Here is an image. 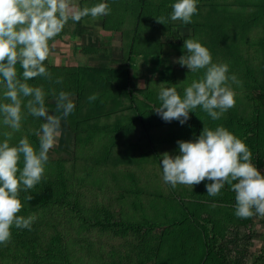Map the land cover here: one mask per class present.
<instances>
[{
  "label": "rangeland",
  "instance_id": "374dc122",
  "mask_svg": "<svg viewBox=\"0 0 264 264\" xmlns=\"http://www.w3.org/2000/svg\"><path fill=\"white\" fill-rule=\"evenodd\" d=\"M81 1L84 0H72L76 5ZM214 1L197 0L198 14L201 11L205 15H220L217 11L224 13L223 9H230L229 6L239 2ZM128 2L131 4L132 0ZM137 2L139 5L142 3L141 0ZM175 2L166 0V5L171 6ZM150 4L147 1L146 7ZM120 6V12L127 15L129 8ZM133 6V11L138 12V8ZM261 7L264 13V4ZM133 11L131 9V13L136 14ZM156 14L158 18L162 16ZM133 18L130 25L135 26L134 32L125 43L118 33L103 32L102 17L93 19L91 16L83 21L87 30L82 35L76 34L80 22L70 19L54 41H49L50 55L44 63L50 73V69L76 70L85 64L94 65V62L104 70L125 71L129 56L133 57L135 67L124 96L117 99L107 90L91 92V95H99L97 100L90 102L87 96L90 93H87L84 98L90 112L84 116L82 111L86 107L77 106L79 97L74 94L76 107L70 114L74 128L70 129L62 120V135L49 151L44 177L32 189L50 187L52 200L45 205L30 206L23 198L29 196L32 190L20 193L24 207L18 215L27 217L34 213L37 219L31 230L11 229V242L6 246L0 245V264H184L186 257L191 258L192 264H232L234 260L237 264H244L239 260H245L249 254L252 257L245 264H261V254L257 251L262 252L263 249L253 246L255 240L249 241L250 248L243 249L239 245L242 240L238 243L228 236L229 230L223 239L216 238V226L210 224L227 214H221L226 203L235 205V193L231 191V186L225 185L215 197L207 194L205 185L210 183L207 180L193 187L177 185L173 189L163 180L160 156L165 152L177 154L176 142L198 137L204 126L213 130L223 126L246 143L252 152L253 164L264 174V111L260 112L253 104L257 95L264 91V52L260 47L264 44V14L255 18L257 23L247 36H240L237 41L228 40L230 43L224 45L229 49H220L214 56V40L211 50L208 48L212 51L213 63L227 62L229 75L235 74L242 81L241 86L232 84L237 93L235 106L215 121L197 107L183 126L178 121H163L155 109L160 104L159 85H178L177 90L183 95L184 88L203 76L204 70L191 72L175 63L186 54L184 40L196 38L193 37L194 28H173L170 33L163 34L159 24L152 27L151 20L138 22L137 18ZM95 36L98 42L94 41ZM89 42L97 45L96 50L100 52L94 60L95 56L90 60L84 50ZM200 42L207 47L205 42ZM153 54L159 55L160 60L172 68L175 81H161L153 73L146 57ZM72 80L76 82L75 78ZM115 80L112 83H119ZM63 91L76 92L75 89V92ZM3 92L4 88L0 86V103L7 102L3 99ZM56 100L57 96H51L45 101L50 115H61L57 111ZM80 101L84 102L83 97ZM96 105L100 107L99 118L92 114ZM149 106H154L152 114L146 112ZM24 113L22 128L13 133L10 141L13 145L24 136H29L26 119L30 115L26 109ZM81 120L80 125L75 124ZM38 121L40 124L35 131L45 122L43 118H38ZM116 122L127 126L126 131L115 132ZM6 131L12 130L0 123V142L4 140L3 133ZM30 142L34 145L32 140ZM18 168H21L20 165ZM182 205H189L195 211V222H200V227L195 226L193 233L185 232L183 236L181 234L186 226L181 223L183 215L179 213ZM202 205L209 206L210 211L204 210ZM206 229L214 235L208 232L204 237ZM201 235L206 249L202 248ZM245 241L247 243L248 239ZM226 253L229 263L224 257ZM192 254L193 259L189 257ZM203 257L205 261L202 263Z\"/></svg>",
  "mask_w": 264,
  "mask_h": 264
},
{
  "label": "clouds",
  "instance_id": "9594fccd",
  "mask_svg": "<svg viewBox=\"0 0 264 264\" xmlns=\"http://www.w3.org/2000/svg\"><path fill=\"white\" fill-rule=\"evenodd\" d=\"M171 8L169 18L173 22L190 24L198 13L197 0H176ZM109 14L107 3L79 7L72 0H0V86L7 101L0 103V123L12 130L4 132L5 138L0 142V245L11 242L13 227L31 230L37 216L18 215L24 207L20 193L34 189L43 179L49 151L62 135V120L76 107L73 93L60 91L57 95L53 90L61 115H50L43 86H33L28 81L37 77L51 80L44 63L50 55L49 41H54L70 19L80 22L88 16L97 19ZM166 19L161 16L156 20L165 24ZM183 49L186 54L175 63L191 72L204 70L203 76L184 88L183 95L177 90L178 85H159L160 104L155 113L167 123L178 121L183 126L190 119L189 114L200 107L213 121L219 120L236 104L237 93L232 84L241 86L242 81L235 74L229 75L227 62L213 63L210 50L198 38L185 39ZM17 65L22 69L20 74ZM55 82L62 83L63 77ZM98 95L89 96V101L94 102ZM24 109L28 115L45 121L34 132L39 138L38 148L27 136L14 145L10 143L13 133L22 128ZM176 143L177 154L165 152L160 156L166 184L174 189L207 180V194L213 197L230 185L238 218L264 216V174L253 164L252 152L242 139L223 126L214 130L204 126L198 137ZM21 159L23 167L18 168ZM23 199L31 201L32 197Z\"/></svg>",
  "mask_w": 264,
  "mask_h": 264
},
{
  "label": "trees",
  "instance_id": "16d2710c",
  "mask_svg": "<svg viewBox=\"0 0 264 264\" xmlns=\"http://www.w3.org/2000/svg\"><path fill=\"white\" fill-rule=\"evenodd\" d=\"M128 1L129 0H89V1L84 0L79 2L78 5L79 7H84V6L91 7L98 3H107L110 8V14L107 16H102L103 18L102 30L103 32L110 34L118 33L121 37V41L124 40V43L125 41H127L128 37L129 39H131L132 34L134 32L135 26L130 25V23H132L133 21V20L131 21L133 17L137 18L138 22H142V20H146V19L151 20V22L154 24V26L152 27H155L156 25L159 24L161 26V32L163 34L168 32L170 33L171 29L173 30V28L179 29V28L193 27L194 28L193 37L198 38L203 43L205 42L204 45H206L207 48L210 49L212 47V41L214 40V43L216 44L214 45L215 46V51L213 54L214 56L217 55L220 49L222 50L223 49L226 50V48L229 49V47L224 45L230 43L228 42V40L231 41L235 39L237 41L238 37L247 36L248 32L254 29V25L256 22L255 18L264 14L261 11L263 10L262 9L263 7L261 6H263L264 0H237L239 2H235L236 0H234V2L236 3L235 6L233 7L229 6L230 9L228 8L223 9L225 11L224 13L217 11L221 13L220 15H217L218 13L216 15L211 13L205 15L200 11L199 14L197 13L193 15L192 23L184 24L181 21L173 22L170 20L169 17L172 12V8L171 6L166 5V0H141L142 3L140 5L138 4L137 0H132L131 4H129ZM147 1L151 2L149 7H146ZM228 1H233V0H215L214 2L220 3V2H228ZM120 5L123 6L126 5L127 8H129V13L127 15L123 12H120L121 11ZM133 5H135L138 8V12L133 11L134 8ZM131 9L133 13L135 12L136 14H132ZM161 9H164L166 11L165 12L160 11ZM156 13H160L162 16L167 18L165 24H161L157 22L156 19H158V17ZM87 18L88 17L82 18L80 23L77 24L76 27L77 35H82V33L86 32L85 31L86 29H83V23H84L83 21H85ZM203 37L206 40H204ZM133 38L135 39L134 35ZM95 40H97L96 42H98V38L96 36L94 37V41ZM94 43L89 42L87 45L84 46V50H86L85 53H87L86 56L90 60H92V57L100 53L96 50L98 49V46L95 45ZM260 47L263 48V52H264V44H261ZM102 54L105 53L103 52ZM146 57L149 59L148 61L152 65L151 69L153 70V73H155L158 76V78H160L161 81L164 82L175 81L174 71L172 70L171 67H169L160 60L159 55L153 54V55H149V57L148 55H146ZM96 58L97 56H95L93 60ZM127 60H128V64L125 71L118 70L116 72H113L112 70H104L103 69L104 67L97 65L96 62H94V65L85 64L83 66L78 67L76 70H72L68 68H62V71H59L58 68L55 70L50 69L52 73L51 80L46 79L44 77H39L40 79H38L37 77L28 82H30L31 84H36L37 86H41V85L43 86L44 91L45 92L47 91L45 101L50 99L51 96H57L58 93L60 92L58 90L62 88H66V89H62V91L71 90L72 92H75L74 91L75 89L76 92L73 94H76V97H79V100L77 101V106L82 105V107L84 106L86 107L85 111H82V115L84 116L88 111L90 112V106L89 104H87L85 99L87 93L88 94L90 93L89 95H91V92L101 93V91L107 90L109 93L113 94L112 97L116 96L117 99L124 96L123 94L126 93L125 88H127L129 85L131 72L135 67V64L133 63L134 61L133 57L129 56ZM17 69H18V74L22 73V69L20 68L19 65H17ZM62 73H64V75ZM60 75L63 77V82L57 84L55 81L58 77H60ZM70 76H72V78H70ZM74 78L76 82L72 80ZM115 79H117L119 83H115V84L112 83L113 81H116ZM53 90H55V93L57 95H52ZM129 91L132 90L129 89ZM89 95L87 96L89 97ZM82 97L84 99V102L80 101ZM253 104H256L257 106L256 108L259 109L260 112L264 111V91L260 92L259 95H257V98H255ZM153 107L154 106L146 107V112L152 114L154 112ZM99 109L100 107L97 106V108L92 112L93 117H98V118L100 117L101 112L99 111ZM71 118L72 117L69 115V117L63 120L68 124L70 129H73L74 126L72 124ZM26 120L28 123L27 129H29L27 133L29 135L28 138L29 140H32V142H34V146L38 148L39 140L37 139V136L34 135V132H35V127H37L38 124H40V122L38 121V118L33 117L31 115ZM82 121L83 120H81L80 122H75V124L80 125ZM120 125L121 124L119 122H116V127L114 129L115 132L118 131L117 133H120L121 129H124V131H126L127 126L121 125V127H119ZM258 161L261 162L260 157H258ZM18 165H20L21 168L23 167L22 160ZM29 196L32 197L31 201H28V204L30 206H36L42 204L45 205L52 200V190L50 187L44 186L39 190H32ZM194 212L195 211L191 209L189 205L188 206L182 205L181 209L179 210V213L183 215V222L181 223L185 224L186 226L185 231L181 234L182 236L185 234V232L193 233L194 230H196L195 226H198L200 224V222L198 221L197 222H195V220L192 221V219L195 218ZM208 232L209 235H214V233H210V231L206 229V231H203L204 237ZM204 237H202L201 235L202 239L200 242L202 243V248L206 249V242L204 241L205 240ZM189 257H192V259L194 258L193 254L190 255ZM204 258L205 257H203L202 259V263L205 261ZM184 264H192L191 258L186 257Z\"/></svg>",
  "mask_w": 264,
  "mask_h": 264
},
{
  "label": "crops",
  "instance_id": "0c3cea01",
  "mask_svg": "<svg viewBox=\"0 0 264 264\" xmlns=\"http://www.w3.org/2000/svg\"><path fill=\"white\" fill-rule=\"evenodd\" d=\"M83 29L87 28L85 27L84 23H83ZM195 203H192V205ZM207 204V203H206ZM209 204V202H208ZM204 210L206 211H210V207L209 206H204L202 205ZM235 208V205H229L228 203L225 204V208L221 209V207H219L221 210H223V212H221V214L223 213H227L226 215L223 214V218H221V220H215L214 222H212L214 224V226H216L215 230H217L218 232V238L219 240L223 239L226 236L227 231L229 230V234L228 236H232V238L235 239V241H237L238 243H240L239 241H241V243L239 245H241V247H243V249H247L250 248V242L249 241H254L253 242V246L257 245L258 250L263 249L264 250V227H263V220L261 219V217L259 215L255 216L256 218H238L234 213L235 210L232 211L231 209ZM226 210V212L224 211ZM195 219H192V221ZM256 230V231H255ZM211 232V231H210ZM232 232H234V234H231ZM256 235H255V234ZM255 235V237H253ZM255 238V239H254ZM247 243L245 240H247ZM217 241V240H216ZM262 250V251H263ZM229 252H233V251H229ZM240 252V250H239ZM257 254H260V251H257ZM227 257V262L229 263V257L228 254L226 253V255H224V257ZM222 258V256H219ZM252 256L247 255V258L244 260L243 258H241L239 261H241L242 263H247L248 260H250ZM262 262V257L260 258ZM232 264H237V261L234 260L232 262Z\"/></svg>",
  "mask_w": 264,
  "mask_h": 264
},
{
  "label": "built area",
  "instance_id": "2783aa9c",
  "mask_svg": "<svg viewBox=\"0 0 264 264\" xmlns=\"http://www.w3.org/2000/svg\"><path fill=\"white\" fill-rule=\"evenodd\" d=\"M261 217V219L263 220V227H264V216H260ZM260 254H261V257H262V262H261V264H264V250L262 251V252H260Z\"/></svg>",
  "mask_w": 264,
  "mask_h": 264
}]
</instances>
